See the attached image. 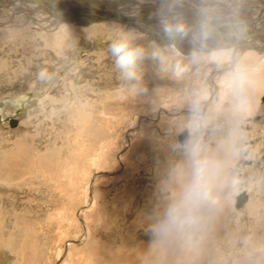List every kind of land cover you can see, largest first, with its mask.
<instances>
[{"label": "rangeland", "instance_id": "rangeland-1", "mask_svg": "<svg viewBox=\"0 0 264 264\" xmlns=\"http://www.w3.org/2000/svg\"><path fill=\"white\" fill-rule=\"evenodd\" d=\"M199 6L242 23L217 0ZM13 8L0 5V101L37 97L15 126L0 122V163L15 155L20 170L0 175V264H264V48L185 55L113 23L9 20ZM124 34L145 50L137 80L110 52ZM196 160L215 165L210 198L176 225Z\"/></svg>", "mask_w": 264, "mask_h": 264}, {"label": "bare ground", "instance_id": "bare-ground-1", "mask_svg": "<svg viewBox=\"0 0 264 264\" xmlns=\"http://www.w3.org/2000/svg\"><path fill=\"white\" fill-rule=\"evenodd\" d=\"M210 1L216 2V0H143V2L141 0H0V5L6 2L14 7L12 10L13 13H10V16L8 15L10 17L9 20H12L13 16L16 14L26 17L29 11L35 14L37 13L38 15L44 13L45 15L49 14L50 19L53 18L52 22L49 21L51 25L66 21L72 24L76 30L80 27L84 29L86 33H88L87 30L91 31L92 25L95 24H103L104 27V23H113L115 26L117 24L119 27L125 26L126 28H131L135 32L137 31L140 33L138 36L140 39H137V42L138 40L139 42L142 41L147 43L150 41L152 43L160 41L163 43L165 42L164 44H169L171 49L173 48L181 54L186 52L185 55L200 53V49L204 47L212 48L214 51L219 48L235 47L236 49L233 54V60H235L238 55H236V53L243 48H264L263 4L261 7H258V5L254 7L246 6L243 9L241 6L237 7L233 5V3L231 4L228 0H217L218 7L221 6L227 10L231 5L235 7V11L231 7L229 11L232 10L233 12H237L236 14L238 16H236V18H239L242 22L237 23L235 21V23L233 21L221 19L219 16L220 13L218 14L212 11L210 13L216 17L215 19H211V17L207 15L209 11H202L199 8L201 7L199 4L203 5V7L209 6ZM27 18L36 20V18H32L29 15ZM230 20H232V18ZM166 24L181 25L184 28L183 37L174 40L167 39L163 32V28ZM7 26H11V24L6 21H0V28H6ZM110 27L109 25L107 26V28ZM105 32L107 33L106 30ZM31 93L32 95L27 92L25 93V96H32L30 98L28 96L24 97V95H18L14 98H7L0 101V122H8V120L14 119L16 125L18 119L24 115L26 105H30V103L36 100L35 97H37V94ZM260 111H262L264 117V102L261 101V99ZM186 131L188 135H190L189 131ZM19 150H21L20 147ZM14 157L15 155L7 159L4 158L6 159V165H4V162L0 163V175L4 178L19 177L20 175L18 174L20 170L16 167L17 170H15L11 164H8V161L11 163V159ZM27 160L28 159H26L25 164L28 165L29 161ZM3 202L5 203V201Z\"/></svg>", "mask_w": 264, "mask_h": 264}, {"label": "clouds", "instance_id": "clouds-1", "mask_svg": "<svg viewBox=\"0 0 264 264\" xmlns=\"http://www.w3.org/2000/svg\"><path fill=\"white\" fill-rule=\"evenodd\" d=\"M164 35L169 40L182 38L184 28L179 25H165ZM110 52L115 58V65L121 71L126 80L139 79V63L145 57V50L133 43V39L124 34L112 42ZM157 53H153L155 57ZM195 154V151H194ZM215 165L208 160H196L193 172V179L185 192L183 201L175 206L170 212V219L173 224L183 225L190 222V209L201 201L210 198V186L213 178Z\"/></svg>", "mask_w": 264, "mask_h": 264}, {"label": "water", "instance_id": "water-1", "mask_svg": "<svg viewBox=\"0 0 264 264\" xmlns=\"http://www.w3.org/2000/svg\"><path fill=\"white\" fill-rule=\"evenodd\" d=\"M261 101L264 102V96H261ZM16 123V121L14 119H10L8 120V125L9 126H14ZM189 135L187 133L186 130H181L177 136H176V140L178 142V144H184L185 141L188 139ZM247 198V195L245 193L244 190H242L241 192H239L238 194H236L234 196V202H233V206L236 210L241 209V207L243 206L245 200Z\"/></svg>", "mask_w": 264, "mask_h": 264}, {"label": "flooded vegetation", "instance_id": "flooded-vegetation-1", "mask_svg": "<svg viewBox=\"0 0 264 264\" xmlns=\"http://www.w3.org/2000/svg\"><path fill=\"white\" fill-rule=\"evenodd\" d=\"M258 115H260L261 117H263V113H262V111H260V113H258Z\"/></svg>", "mask_w": 264, "mask_h": 264}]
</instances>
